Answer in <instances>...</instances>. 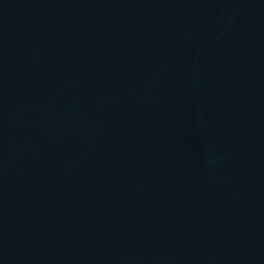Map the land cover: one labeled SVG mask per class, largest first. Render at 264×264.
I'll use <instances>...</instances> for the list:
<instances>
[{
    "label": "water",
    "instance_id": "water-1",
    "mask_svg": "<svg viewBox=\"0 0 264 264\" xmlns=\"http://www.w3.org/2000/svg\"><path fill=\"white\" fill-rule=\"evenodd\" d=\"M0 264H264V0H0Z\"/></svg>",
    "mask_w": 264,
    "mask_h": 264
}]
</instances>
